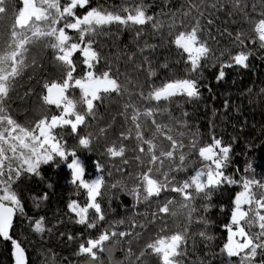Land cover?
I'll return each mask as SVG.
<instances>
[{
	"label": "trees",
	"instance_id": "16d2710c",
	"mask_svg": "<svg viewBox=\"0 0 264 264\" xmlns=\"http://www.w3.org/2000/svg\"><path fill=\"white\" fill-rule=\"evenodd\" d=\"M19 2L8 0V12L0 15V54L12 43L11 32ZM58 2L62 9L69 0ZM137 7L152 20L144 25L131 22L94 25L83 42L78 30L65 29L72 37L69 43H81L83 47L91 42L98 54V60L89 69L79 51L74 53L73 82L86 71L98 76L108 71L121 86L119 93H101V100L94 102L93 113L86 115V122L78 127L77 133L70 126L53 130L67 149L76 151L86 165L85 180L97 175L104 177L97 202L105 219L100 221L95 210L90 209L85 224L76 222V215L67 205L75 200L85 206L87 192L71 182V172L59 158L41 164L39 175L22 171L16 177L13 172L10 187L20 199L23 211L13 216L9 231L12 239L0 237V264H15L12 240L24 249L26 264H161L147 245L160 236L185 230L182 255L175 258L177 264H242L250 251L246 249L238 256L228 257L222 249L228 235L225 226L230 223L235 195L243 190V180L264 183V46L254 31L255 23L264 19V0H89L84 8L74 10L75 16H66L56 27L74 23L76 17L82 18L92 8L126 17L129 12L134 14ZM51 11L55 13V9ZM37 24L42 28L47 26L46 22ZM193 27H198L199 42L210 50L195 70L187 54L173 43L179 32L191 31ZM54 42V38L46 37L27 46L24 67L12 81L8 96L0 101L4 114L29 131L39 119L50 120L62 111L46 105L42 99L44 85L54 80L62 83L68 71L56 59L58 50L51 47ZM239 52L248 56L246 67L236 65L232 59ZM228 64L232 67H224V77L218 80L221 66ZM176 79L195 80L199 95L190 98L181 94L161 102L143 99L155 87ZM67 95L77 102L80 114L87 112L79 88H70ZM147 108H152L155 115L140 118V132L144 140L158 145L156 155L173 150L168 135L183 145L174 150L172 158L161 157L162 164L160 161L150 164L147 144H143L145 153L139 152L143 142L136 137L137 129L131 117L135 111L143 112ZM153 119L161 126V132H157ZM121 133L128 138L123 139ZM82 136L90 139L87 148L79 145ZM214 138L221 140L222 146L230 147L222 171L237 183L224 181L199 194L193 186L188 190L192 199L186 201L170 189L190 181L196 171L210 163L199 156V149L211 144ZM109 146L117 150L123 146L124 156L111 157L107 153ZM216 152L222 155L219 149ZM181 155L185 156L183 162L179 159ZM7 163L0 177L5 181H8ZM96 163L101 165L100 172ZM17 166L14 161L12 167ZM149 167L153 168V178L172 183L160 196L144 201L146 193L137 176ZM137 185L139 199L132 192ZM252 191L256 199L264 195V188L254 185ZM164 204H168L169 213L154 217L153 213H158ZM255 208V204L243 206L249 212L246 219L253 222L249 225L241 221V226L253 237L254 243H262L264 236L259 235ZM260 211L264 214V209ZM41 217L44 231L36 232L34 224ZM92 223L96 227L88 228ZM104 231L128 235L106 241L103 251L97 250L96 261L87 254H79L81 243L97 238ZM234 239L242 242L240 237ZM244 264H264V249L258 248L256 257Z\"/></svg>",
	"mask_w": 264,
	"mask_h": 264
},
{
	"label": "snow or ice",
	"instance_id": "6c2138e0",
	"mask_svg": "<svg viewBox=\"0 0 264 264\" xmlns=\"http://www.w3.org/2000/svg\"><path fill=\"white\" fill-rule=\"evenodd\" d=\"M7 3L8 0H0V15L8 12ZM88 3L89 0H70L61 9L58 0H20L11 32L12 43L8 46V50L0 54V101L8 96L12 81L20 74L24 67V54L28 51L27 46L41 38H54L55 42L51 44V47L58 50L56 59L68 68L62 83L54 80L44 85L46 94L42 97L46 105H54L57 109H62V111L59 115H52L50 120L47 117L39 119L32 131L21 127L11 116L4 114V108L0 106V177L5 173V162H8V181L0 179V190L3 193L0 195V237L5 239H12L9 231L13 225L14 214L23 211L20 199L10 187L12 173L14 172L16 177H19L22 171L39 175L38 170L41 164H48L55 161L56 158L66 163L67 168L71 172V182L77 184L79 188L85 189L87 192V204L85 206L79 205L75 200H72L67 205L69 211L74 213L78 218L76 222L78 224H85L90 209L95 210L100 221L105 219L101 204L97 202L98 197L102 194L101 189L105 182L104 177L97 175L95 179L85 180L86 165L81 161L76 151L67 149L66 145L53 134V130L58 127L70 126L72 132L77 133L78 127L85 124L86 115L93 113L94 102L101 100V93H119L121 86L115 78L110 76L108 71L103 72L101 76L95 75L93 71H86L82 78H76L73 82V73L76 71L73 62L74 53L79 51L83 57L84 65L89 69L93 68V62L98 60V54L93 50L91 42L84 44L83 47L81 43H69L72 37L66 33L65 29L78 30L80 41L83 42L86 33L93 31L94 25L102 26L113 22L125 25L129 22L135 25H144L147 21H151L152 17L146 16L145 11L140 7L135 9L134 14L129 12L126 17L113 15L110 12L105 14L92 8L82 18L76 17L74 23H66L64 27L60 28L56 27L59 21L65 19L66 16H75L74 10L77 7L84 8ZM53 9H55V13L51 11ZM125 11L128 10L125 9ZM37 22H46L47 26L42 28ZM254 31L258 35L262 46H264V19H259L255 23ZM28 32H31V35H28ZM173 43L187 54V59L191 63L193 70L199 66L201 58L206 57L210 51L204 43L199 42L198 27H193L191 31L179 32L175 36ZM232 59L236 65L247 66L246 61L248 56L244 52L237 53ZM224 67H232V64L221 66V71L217 77L218 80L224 77ZM72 87L79 88L81 92V102L86 105L87 109L85 114H80L77 111V102L70 99L67 95L68 90ZM181 94L187 95L190 98L197 97L199 95L197 82L193 79L172 80L164 83L162 87H155L143 99L149 102H161L170 100L172 97ZM154 115V110L147 108L143 112L135 111L131 117L137 129L136 137L143 142L139 146V152L145 153L143 144H147V153L151 154L150 164L152 165H155L157 161H160L162 164L161 157L172 158L174 150L178 147H183V145H178L171 135H168L167 139L171 141L173 150L162 151L159 156L156 155L158 145L152 140H144L140 132L141 123L139 122L142 116L154 117ZM69 117H74V119ZM152 123L156 125L157 132L162 131L161 126L156 123L155 119L152 120ZM121 136L123 139L128 138L123 133H121ZM89 144L90 139L88 137H80V146L87 148ZM216 149H219L222 155H217ZM229 151V146H222L221 140L214 138L211 144L199 149V156L203 161L210 163L206 164L205 168L196 171L191 176L190 181L185 180L181 186H174L170 190L181 194L187 201L192 199V195L188 190L193 186L196 193L199 194L220 185L224 181H227L229 184L237 183V181L226 177L222 171L228 160ZM9 152L11 156L7 155ZM107 153L114 158L123 157L125 148L120 146L117 150L115 146H109ZM179 159L183 162L185 156L181 155ZM14 161L18 164L16 168L12 167ZM127 163L125 161V164ZM95 167L97 172L101 171L99 163H96ZM251 167L252 165H249V168ZM152 172L153 168L149 167L147 171L137 176L146 193L143 196L144 201H148L151 197L160 196L162 191L168 189V184L172 183V181H168L167 179L159 181L153 178ZM167 175L168 173H165V177ZM205 177L206 179H204ZM254 185L264 188V183H260L255 179L243 180V190L236 193L233 200L234 207L231 211L230 223L225 226L228 235L227 242L223 245L222 251L228 257L238 256L246 249H250L245 255L242 264H244V261H250L256 257L258 248L264 249V242L254 243L253 237L241 226V221L249 225L253 222L246 219L249 216V212L245 211L243 206L255 204V220L259 223L261 230L259 235L264 236V214H261L260 211L264 209V195L260 199H256L252 191ZM132 192L137 194V198L139 199V185ZM168 203H171V201ZM167 213H169V207L168 204H164L159 207L158 213H153V216L156 217L159 214ZM87 226L88 228L96 227L94 223ZM233 226H235V230ZM34 229L36 232L44 231L43 217L35 221ZM127 235L128 233L126 232H101L97 238H89L85 243H81L79 254H87L93 261H96L98 260L97 250L103 251V245L106 241L117 236L123 239ZM185 237L186 230L185 232H176L170 236H160L153 243H149L147 248L151 249L152 253L159 257L161 264H177L175 258L182 255L180 249L185 242ZM235 237L242 238V242L235 240ZM69 238L71 239V237ZM12 244L15 264H26L24 249L16 240H12Z\"/></svg>",
	"mask_w": 264,
	"mask_h": 264
},
{
	"label": "rangeland",
	"instance_id": "374dc122",
	"mask_svg": "<svg viewBox=\"0 0 264 264\" xmlns=\"http://www.w3.org/2000/svg\"><path fill=\"white\" fill-rule=\"evenodd\" d=\"M69 2H70V0H69ZM38 134V133H37ZM89 180H92V179H89ZM78 219V218H77Z\"/></svg>",
	"mask_w": 264,
	"mask_h": 264
},
{
	"label": "water",
	"instance_id": "95a60500",
	"mask_svg": "<svg viewBox=\"0 0 264 264\" xmlns=\"http://www.w3.org/2000/svg\"><path fill=\"white\" fill-rule=\"evenodd\" d=\"M45 94H46V90H45ZM93 179H95V178H93Z\"/></svg>",
	"mask_w": 264,
	"mask_h": 264
},
{
	"label": "flooded vegetation",
	"instance_id": "af4514ba",
	"mask_svg": "<svg viewBox=\"0 0 264 264\" xmlns=\"http://www.w3.org/2000/svg\"><path fill=\"white\" fill-rule=\"evenodd\" d=\"M13 258H14V256H13ZM14 261H15V258H14Z\"/></svg>",
	"mask_w": 264,
	"mask_h": 264
}]
</instances>
